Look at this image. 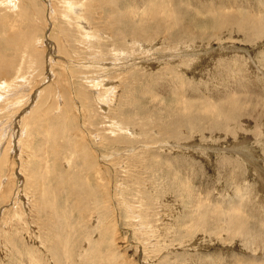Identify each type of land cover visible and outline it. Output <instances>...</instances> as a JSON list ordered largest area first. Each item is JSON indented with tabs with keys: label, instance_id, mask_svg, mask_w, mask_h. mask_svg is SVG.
<instances>
[{
	"label": "rangeland",
	"instance_id": "rangeland-1",
	"mask_svg": "<svg viewBox=\"0 0 264 264\" xmlns=\"http://www.w3.org/2000/svg\"><path fill=\"white\" fill-rule=\"evenodd\" d=\"M34 1L47 11L45 0ZM50 1L66 10L68 0ZM19 10L3 4L0 16L20 19ZM260 15L264 0H122L104 10L97 38L81 49L86 60H96L97 44L106 57L119 54L124 82L105 109L103 85L76 82L89 94L84 116L50 72L49 42L64 24L54 15L44 32L48 20L37 15L46 42L40 65L16 79L30 91L18 98L32 105V90L47 85L43 107L65 104L39 116L32 133L13 113L0 115V128L20 123L4 139L0 132V264H264V34L248 22ZM142 43L154 44L151 55ZM148 56L155 61L129 65ZM80 71L88 81L103 72Z\"/></svg>",
	"mask_w": 264,
	"mask_h": 264
},
{
	"label": "bare ground",
	"instance_id": "bare-ground-1",
	"mask_svg": "<svg viewBox=\"0 0 264 264\" xmlns=\"http://www.w3.org/2000/svg\"><path fill=\"white\" fill-rule=\"evenodd\" d=\"M45 1L47 3L45 9L49 12V15H47L48 16L47 18H46V12L47 11H45L43 7H38L36 5L37 8H35L36 10H34V2H35L34 0H24V5L26 3V6H27V4H30L32 6H29V7L23 8V9H21L22 7L20 5L21 4L20 0H0V5L5 4L7 7L10 6L11 10L14 8H17V10H19V9L21 10V11L19 10L21 12L19 14L20 19L12 18V16L9 14H5V15L2 14L0 16V115L3 113V114H5L4 116L7 117L8 114L6 115V113L10 112L11 114L13 113V115L17 116V119L19 117L20 122L23 121L22 123H24L25 125L28 126L29 124L30 125L32 124V127L30 128L31 133L33 132L34 128L38 127L37 123H39V119H38L39 116L40 117L42 115L46 116L49 112H51V111L54 112V109H56L55 110L56 113L60 114L62 104L63 103L65 104V101L62 100V98H60L61 100H59V103H56L55 105L47 106L46 108L43 107V105H44V103H43V100H44L43 92L45 91L46 93H48L47 95H50L52 93V89H51L52 86H51V88H49L47 85H46L47 88L43 89L41 92H39V89H37V88L34 89V91L32 90V92H31L32 97H30L31 99L33 98L30 101V102H32V105H30V104L27 105L28 103H21V101L19 100L20 98H18V97H22L23 95H25L24 92H27L28 88H27V86L22 85L23 82L22 83H16V79H20V78L25 77L26 76L25 70L27 68L33 69L35 67V65H40V63H41V58H42L41 51H42V49L39 47L38 44H39V42H41V44H40V46H41L43 43L42 40L44 38L39 39V35L37 34L38 29H36L35 24H34L35 22H37L36 18H38V16H39V19H41L42 21H45L46 19L48 20V21H46L47 23H46L44 32H47V30H46L47 24H48V28H49V26L52 25L51 24V22H52L51 17L54 15H56V19L60 18L61 22L64 24V26L62 25L63 30L61 31L59 29L61 32H59L60 36L57 37L58 39H56V37H55V40L54 39L51 40L50 34L48 35V39H50L49 43H52V45H55L53 47L56 48V50H55L56 52H54V49H53V53L52 54L50 53L53 56L52 58H54L53 63L51 64V68L53 67V65H55L53 67V71H50V72L51 73L53 72L52 74L55 75V78H53V79H55V82L57 84L58 83L61 84L66 89L69 88V90H71V95L76 97V99L74 98L77 102L76 107H77L78 112L81 114V116L87 115V113L89 111H91L90 110L91 107H89L91 105V103H90V105L89 104L87 105V103L84 101V100L88 99L89 94L86 95L85 92L82 90V87L78 92H76V88H77L75 86L76 82H78L79 84H81L82 82H88V84H89V82H90V83H92L94 88L95 87L100 88L101 86H99V85H103L104 91L101 92V95H99V97H97L98 98L97 101L98 102L100 101L99 106L101 108L105 109V106L107 107V104H108V100L110 97L109 95H111V94L113 95V92L117 87L116 85L114 87V84L117 81L118 82H121V81L124 82L123 72H124V69H126V66L121 67L120 69L117 67L119 64L116 61H119V59H118L119 54L116 55L114 53L113 54L110 53L109 55L111 57H106V51L108 49L104 45H98L97 44V45L91 46V49H95V50H93L94 52H92L90 54H94L96 60H93V59L86 60L84 55H83V53L85 51L83 48L81 49V45L84 46L83 42L85 43V47H86V45L88 46L89 42L92 39L97 38L96 34L98 33V31L94 30V28H93V24L97 20V15L106 9H108L109 12L112 10L119 9L122 0H82V1L81 0H74V1L68 0V1H66L67 7L64 5V7H66V10H64V11H58L56 9V7L53 6V4L51 3L50 0H45ZM168 1H170V0H168ZM43 4H44V2H43ZM147 14L149 17L154 18L157 15V9L152 8L148 11ZM231 15L235 16V14H231ZM49 16H50V18H49ZM57 16H58V18H57ZM125 16H127V14L125 12H123V13L116 15L115 17H116V19L121 21L125 18ZM43 17L45 19H43ZM248 22H249L250 27H254V26L259 25V27H258L259 32L264 34V15H260L258 17H251L248 19ZM61 29H62V27H61ZM45 37H47V34ZM252 39H253L252 36L248 37V40H252ZM43 41L46 42L45 39ZM76 45H77V47H75ZM153 45L154 44H151L150 46H148V44L145 45L144 43H142L140 46L144 51H149L150 49L153 48ZM149 52H150L149 54L151 55V51H149ZM122 54L128 55V53H126L125 51H122ZM109 59H110V61H109ZM154 61H155V59L153 57L148 56V57L140 58L138 62L129 61V65H137V64L138 65H140V64L146 65L148 63L151 64ZM20 62H21V64H20ZM43 65L47 66L46 63ZM108 68L109 69L111 68L112 71L105 73L104 71L109 70ZM49 69H48V72H49ZM84 69H90L91 70L90 72H92V73H96L95 72L96 70L98 71L97 73L101 72L102 70H103V72H101L99 75H97L98 77L93 78L91 81H88L87 80V79H89L88 76H86V75L81 76L83 73H86V72L80 71V70H84ZM27 72H28V70L26 71V73ZM78 76H80L79 80L75 78ZM50 77L52 78L51 74H49V77L47 80H49ZM121 77H122V79H121ZM44 78H45V75H44ZM44 78H43V80H44ZM20 80L24 81L25 79L24 80L20 79ZM41 81H42V79H41ZM79 81L80 82L82 81V82L80 83ZM17 82H19V81H17ZM30 82H31V80H30ZM34 82H35V80H34ZM42 85H45V82H44V84L41 83V86ZM66 86H69V87H66ZM85 90H86V88H85ZM107 96H109V97H107ZM91 97H93V96H91ZM97 98H95V99H97ZM47 100H48V98H47ZM25 102H27V101H25ZM92 106H95V105H92ZM234 107H235V105L233 103H226L223 106L224 109H229V110L234 109ZM263 107H264V105H263ZM70 109H71V107L67 105L66 107H64V109H62V111L67 110V112H69ZM205 110L211 111V109H205ZM142 112H143V110H142ZM150 113L151 112H149V111H145V112H143V115H148ZM11 114H9V115H11ZM26 115H28V117L24 118ZM4 116H0V117H4ZM155 116L157 117L156 114H155ZM238 118H239V116L237 117V119ZM63 119H64V117H63ZM1 120L2 119L0 118V121ZM236 120H232L233 122H232V125L230 126V129H231V127H233V130H235L237 128V121ZM6 122H7L6 124L4 123V125H1V127H2V128H0L1 137L4 134L3 132H5V134H7V132L12 131L13 123H15L16 125L20 124V123L18 124L16 119L11 124H9L8 121H6ZM114 123H115L116 129L118 128V130H121V131H124L126 129V127H124L121 122L118 124H116V122H114ZM64 124H67V123L65 122ZM11 126H12V128H11ZM62 126H64V125H62ZM262 126L263 127L261 130V133L264 135V133H263L264 124ZM14 127H15V125H14ZM22 129H25V127L23 126ZM22 129H20V131ZM62 129H64V128H62ZM62 129L60 127V130H62ZM60 130H59V132H60ZM126 130H127V132L129 131V133L134 132L133 128H129ZM26 131H28V130H26ZM46 132H47V130H46ZM22 133L24 134L26 132H22ZM57 133H58V131H57ZM14 134L16 135V133H14ZM18 134H19V132H18ZM46 134L48 135L49 133H46ZM54 135H55V133L53 132L52 136H54ZM4 136H3V139L5 138ZM56 136H57V134H56ZM1 137H0V146H2V144L4 143V141L1 139ZM6 138H7V136H6ZM20 139H21V137H20ZM22 139H23V137H22ZM7 142H8V140H7ZM7 142H6V144H7ZM22 143H21V145H22ZM11 145H12V143H11ZM0 152H1V150H0ZM7 157H9V156L7 155ZM7 157L5 155V157H3V158H7ZM4 161H7V160H4ZM1 163H2V161H1ZM11 165H13V164H11ZM34 168H36V165H34ZM56 170H57V165L55 164V171ZM2 178H4V177H2ZM67 181L65 180V182H66L65 184L71 186V188L69 189L71 191L73 189V186L71 185V182L69 183V181L68 182ZM5 184H6V182H5Z\"/></svg>",
	"mask_w": 264,
	"mask_h": 264
}]
</instances>
